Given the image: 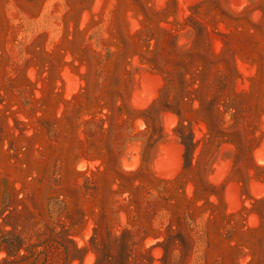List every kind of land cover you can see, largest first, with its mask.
<instances>
[{
  "label": "rangeland",
  "instance_id": "obj_1",
  "mask_svg": "<svg viewBox=\"0 0 264 264\" xmlns=\"http://www.w3.org/2000/svg\"><path fill=\"white\" fill-rule=\"evenodd\" d=\"M0 264H264V0H0Z\"/></svg>",
  "mask_w": 264,
  "mask_h": 264
}]
</instances>
